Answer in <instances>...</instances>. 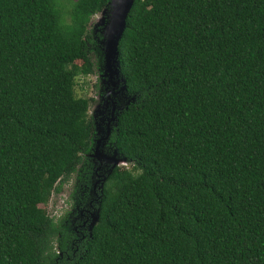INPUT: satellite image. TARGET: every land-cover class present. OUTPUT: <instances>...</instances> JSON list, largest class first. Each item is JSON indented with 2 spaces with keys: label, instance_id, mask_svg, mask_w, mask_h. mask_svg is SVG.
<instances>
[{
  "label": "trees",
  "instance_id": "16d2710c",
  "mask_svg": "<svg viewBox=\"0 0 264 264\" xmlns=\"http://www.w3.org/2000/svg\"><path fill=\"white\" fill-rule=\"evenodd\" d=\"M109 1L0 0V264H264V0L134 2L105 146L131 167L95 191L75 85L102 72Z\"/></svg>",
  "mask_w": 264,
  "mask_h": 264
},
{
  "label": "water",
  "instance_id": "95a60500",
  "mask_svg": "<svg viewBox=\"0 0 264 264\" xmlns=\"http://www.w3.org/2000/svg\"><path fill=\"white\" fill-rule=\"evenodd\" d=\"M136 0H110L108 8L102 10L100 23L98 26H102L101 33L103 35L102 45L104 53V70L102 73L103 78H107L106 84L109 87V91L106 94V102L103 107L108 109V114L104 117V112H102V106L96 109V112L102 115L100 124L105 123V133L96 140V145L93 153L90 155L96 163H98V170L101 168L104 163V159L107 157L103 154V146L106 141H108L111 131L114 126L117 125V116L118 111L122 110V105L119 104L117 98H120V95H123L126 91L125 79L121 75L119 61H118V44L126 27V18L131 10L134 2ZM128 104V102H126ZM110 108H108L109 106ZM96 116L95 114L93 115ZM96 134L100 135L98 127H96ZM116 154V152H114ZM119 158V157H118ZM113 166L110 168L107 175H109L113 168L119 166L121 163H126L123 159L112 158ZM106 177L103 176L101 181V187L103 182H105ZM91 223L88 227L89 231L98 221V211H95L92 215Z\"/></svg>",
  "mask_w": 264,
  "mask_h": 264
},
{
  "label": "rangeland",
  "instance_id": "374dc122",
  "mask_svg": "<svg viewBox=\"0 0 264 264\" xmlns=\"http://www.w3.org/2000/svg\"><path fill=\"white\" fill-rule=\"evenodd\" d=\"M101 20V13L96 14L91 18L90 21V27L89 29L94 30V32H98L102 38L103 35L101 33L102 26H98V22L100 23ZM102 38L100 39V48L102 52V72L101 73H92L88 76H79L76 79V85H75V94L79 98H85L89 100V106H88V116L91 117V115H94L96 113V109L100 106H104L106 102V94L109 91V87L106 84L107 78H103L101 75L104 70V53H103V45H102ZM109 106V105H108ZM110 108V106L108 107ZM102 115L99 114L98 119L99 123L101 120ZM105 124V123H104ZM102 125V124H101ZM100 135L96 134V138L98 139ZM103 154L107 157V159H104V163L102 164L101 168L98 170L100 174H98L99 178L97 177L94 182H92V190L101 188V179L103 176H107V173L109 172L110 168L113 166L112 158L119 159L118 156L113 152H108L105 148L102 149ZM92 163L94 166H98V163L94 161L92 158ZM119 166H123L126 168H130L131 166L127 163H121ZM75 186V177L71 176L67 182H65L62 186L59 192L52 193L49 202L46 205H42L41 207L44 208L52 219L54 221L59 220V218L67 213L68 211L72 210V200L70 199L71 193L73 192V187ZM90 189V190H91ZM92 220V217H91ZM91 223V221H90ZM89 223V225H90Z\"/></svg>",
  "mask_w": 264,
  "mask_h": 264
},
{
  "label": "flooded vegetation",
  "instance_id": "af4514ba",
  "mask_svg": "<svg viewBox=\"0 0 264 264\" xmlns=\"http://www.w3.org/2000/svg\"><path fill=\"white\" fill-rule=\"evenodd\" d=\"M102 112H104V117H106V116L108 115V114H106V113H108V109H105V107L102 108ZM94 114H95L96 116L94 117L93 115H91V117H92V119L94 120V124H95V126L98 127V129H99V131H100V134L103 135V131H104V133H105V130H106V128H105V124L103 123L102 125L97 126V125H96L97 123L100 124V123H99V119H98L99 114H98L97 112L94 113ZM101 117H102V116H101ZM96 140H97V139H96ZM107 142H108V141L105 142V144H104V146H103L102 149L105 148ZM90 214H91V213H90ZM90 214H89V217H90Z\"/></svg>",
  "mask_w": 264,
  "mask_h": 264
}]
</instances>
